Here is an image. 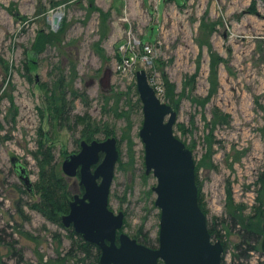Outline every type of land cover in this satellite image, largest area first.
<instances>
[{"label": "rangeland", "instance_id": "rangeland-1", "mask_svg": "<svg viewBox=\"0 0 264 264\" xmlns=\"http://www.w3.org/2000/svg\"><path fill=\"white\" fill-rule=\"evenodd\" d=\"M139 70L178 114L174 133L193 152L199 205L227 246L225 264H264L263 239L247 241L238 222L264 203V0H0V264H96L62 221L32 206L44 160L52 156L48 171L72 201L80 180L64 174L65 158L109 138L120 153L109 206L125 214L120 234L158 248Z\"/></svg>", "mask_w": 264, "mask_h": 264}, {"label": "water", "instance_id": "water-1", "mask_svg": "<svg viewBox=\"0 0 264 264\" xmlns=\"http://www.w3.org/2000/svg\"><path fill=\"white\" fill-rule=\"evenodd\" d=\"M58 22L60 27L62 22ZM136 77L144 112L140 136L145 145L146 174L153 173L158 181L154 188L156 206L161 210L158 248L120 234L125 214H116L109 207L120 159L116 138L83 141L81 152L65 159L64 174L69 178L79 175L85 193L70 202V212L62 223L100 248V264H223L224 244L212 238L207 215L199 205L193 152L174 133L178 114L160 100L145 70H139ZM22 181L32 191L27 174Z\"/></svg>", "mask_w": 264, "mask_h": 264}, {"label": "trees", "instance_id": "trees-1", "mask_svg": "<svg viewBox=\"0 0 264 264\" xmlns=\"http://www.w3.org/2000/svg\"><path fill=\"white\" fill-rule=\"evenodd\" d=\"M101 13L103 12L100 11V14ZM104 15L106 16V14H103L102 16L104 17ZM39 39H40V44L41 42L42 44H45L46 42L45 37L42 38L40 37ZM144 51L146 53V49ZM121 63L122 64L124 63L122 59H121ZM85 135L88 140L90 141L93 140L92 132L87 131ZM50 158L52 159L51 155L49 156L48 159L44 160L45 162L42 164V171H43L42 178H44V181L46 182L44 187H41L42 200L41 202L34 204L32 208L43 214L51 222L61 223L63 216H65L70 212V207L68 205L70 203L72 196L68 192L67 181L61 176H56L54 173L48 171L50 169H53V167H51ZM260 185H261L260 193L264 194V173L261 177ZM82 191L84 190L82 189ZM229 194H230V202H232L233 200H232L231 192H229ZM260 205L261 206L258 207L259 209L257 208L254 216L244 220L240 219L241 221H238L241 224L242 228L247 233L246 235L248 238L247 241H249V239H258V241H261L264 237V203L261 202ZM67 230H69L70 232L69 238L73 241L74 248H76L78 252L82 253L88 259L94 258L96 264H100V256H101L100 248L95 244L86 242L83 239V236L77 234L73 228H69ZM209 232L212 238H216V239L220 238V234L216 230L215 226H213L212 228L209 227ZM138 239L139 238H137L136 240L139 243L148 246L149 243L147 238L141 241H139ZM224 247L226 253L227 246L224 244ZM223 264H225V257L223 259Z\"/></svg>", "mask_w": 264, "mask_h": 264}, {"label": "flooded vegetation", "instance_id": "flooded-vegetation-1", "mask_svg": "<svg viewBox=\"0 0 264 264\" xmlns=\"http://www.w3.org/2000/svg\"><path fill=\"white\" fill-rule=\"evenodd\" d=\"M93 142V141H92ZM89 143V142H88ZM91 143V142H90ZM81 150H82V147H81ZM81 152V151H80ZM79 152V153H80ZM78 154V153H77ZM67 158V157H66ZM65 158V159H66ZM102 158H103V155H102ZM101 158V159H102ZM16 164V163H15ZM21 165H15V167L18 169L17 170V172L19 173V175H20V178L21 179H24L25 178V176H26V173L24 172V170H23V168L22 167H20ZM93 169H96V167H94ZM75 178H79V180H80V176L78 175L77 177H75ZM80 191H79V194H77V195H80V196H82L84 193H85V189H84V187L83 186H81L80 185ZM82 189L84 190V191H82ZM76 195H74V197H75ZM74 197H73V199H74ZM71 202V201H70ZM69 207H70V204H69ZM69 214V213H68Z\"/></svg>", "mask_w": 264, "mask_h": 264}, {"label": "bare ground", "instance_id": "bare-ground-1", "mask_svg": "<svg viewBox=\"0 0 264 264\" xmlns=\"http://www.w3.org/2000/svg\"><path fill=\"white\" fill-rule=\"evenodd\" d=\"M63 15L64 12L62 10H58L54 13L53 24H55L56 27H59V22L57 23L58 20L62 22Z\"/></svg>", "mask_w": 264, "mask_h": 264}]
</instances>
